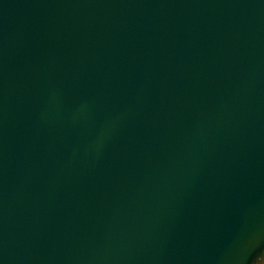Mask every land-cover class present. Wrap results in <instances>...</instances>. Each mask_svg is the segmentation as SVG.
Wrapping results in <instances>:
<instances>
[{"label": "water", "instance_id": "obj_1", "mask_svg": "<svg viewBox=\"0 0 264 264\" xmlns=\"http://www.w3.org/2000/svg\"><path fill=\"white\" fill-rule=\"evenodd\" d=\"M0 264H264V0H0Z\"/></svg>", "mask_w": 264, "mask_h": 264}]
</instances>
